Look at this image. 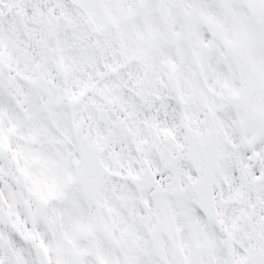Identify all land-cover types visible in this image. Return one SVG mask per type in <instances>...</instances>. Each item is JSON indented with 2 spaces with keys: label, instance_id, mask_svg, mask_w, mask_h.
<instances>
[{
  "label": "snow or ice",
  "instance_id": "1",
  "mask_svg": "<svg viewBox=\"0 0 264 264\" xmlns=\"http://www.w3.org/2000/svg\"><path fill=\"white\" fill-rule=\"evenodd\" d=\"M0 264H264V0H0Z\"/></svg>",
  "mask_w": 264,
  "mask_h": 264
}]
</instances>
